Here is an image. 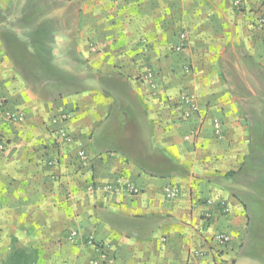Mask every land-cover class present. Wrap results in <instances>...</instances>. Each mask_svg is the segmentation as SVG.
Returning a JSON list of instances; mask_svg holds the SVG:
<instances>
[{
  "label": "crops",
  "instance_id": "0c3cea01",
  "mask_svg": "<svg viewBox=\"0 0 264 264\" xmlns=\"http://www.w3.org/2000/svg\"><path fill=\"white\" fill-rule=\"evenodd\" d=\"M235 1L0 0V89L24 114L0 121V264H91L89 237L108 251L103 264L257 263L264 174L249 173L264 0ZM185 91L200 107L190 118ZM61 127L72 143L58 141ZM118 178L141 192L88 190ZM209 200L230 212L206 223ZM217 232L232 236L220 256L196 255ZM17 250L27 259H10Z\"/></svg>",
  "mask_w": 264,
  "mask_h": 264
},
{
  "label": "built area",
  "instance_id": "2783aa9c",
  "mask_svg": "<svg viewBox=\"0 0 264 264\" xmlns=\"http://www.w3.org/2000/svg\"><path fill=\"white\" fill-rule=\"evenodd\" d=\"M236 4H239V0L235 1ZM259 24H264V14H262L259 18ZM186 41L185 34L180 35V43L177 45V50H181L184 47V43ZM190 68L186 67V72H189ZM143 78L150 84L151 87H155V81H154V72L152 69H147L144 72ZM181 100L183 104L185 105L184 111L182 113V116L185 118H190L193 113L198 112L200 110V107L197 103L196 96L189 91H185L181 93L180 95ZM69 115L67 113H61L59 115V118H56L54 121H57L58 119L65 121L67 120ZM24 120V114L20 111H13L7 107L6 97L2 94L0 89V121L4 122H22ZM213 129L214 133L217 136H222L223 134V123L220 119L215 118L213 120ZM56 137L59 142H64L67 144H70L73 142V137L68 134L65 128H59L56 131ZM188 138V136L186 137ZM7 146V140L4 137L3 133L0 132V153L4 152L6 150ZM78 158L83 166L87 165L88 163V157L84 150L78 151ZM88 190L93 193L97 190H102L106 192H125L130 195H137L141 192V189L137 187L134 183L118 178L115 180L113 184H90L88 186ZM179 188L175 185H169L164 188V195L167 199L173 200L179 196ZM209 206L213 207L212 209L206 211L203 215V220L206 223H210L215 216V212H220L223 214H227L230 212V204L226 200H218L216 202H213L212 200L207 201ZM78 234L77 231H72L70 233V238L76 237ZM232 241V236L225 232H217L214 235H212L204 245L201 247V249L196 250L195 254L204 257L207 253H211L213 256H220L221 250L224 247H227L230 242ZM88 243L94 244L96 248L99 250L98 256L91 260V264H103L108 260V251L106 250L105 246L100 243L97 244L93 237H89L87 240Z\"/></svg>",
  "mask_w": 264,
  "mask_h": 264
},
{
  "label": "rangeland",
  "instance_id": "374dc122",
  "mask_svg": "<svg viewBox=\"0 0 264 264\" xmlns=\"http://www.w3.org/2000/svg\"><path fill=\"white\" fill-rule=\"evenodd\" d=\"M255 94L256 97L253 98ZM252 132L251 153L254 157L253 161H256L258 165L252 168L249 176L258 178L262 173L264 174V88L257 87L255 82L252 83ZM243 190L251 193L252 199V179L248 185H243ZM252 207L254 208L253 205ZM262 228H264V222ZM252 250L256 251V258L259 259L256 260V264H264V232L260 235L256 248Z\"/></svg>",
  "mask_w": 264,
  "mask_h": 264
},
{
  "label": "trees",
  "instance_id": "16d2710c",
  "mask_svg": "<svg viewBox=\"0 0 264 264\" xmlns=\"http://www.w3.org/2000/svg\"><path fill=\"white\" fill-rule=\"evenodd\" d=\"M26 252L25 251H14L11 255H10V259H12L13 257L12 256H15L17 257V259H21V256L25 255ZM25 259H27V256L25 255Z\"/></svg>",
  "mask_w": 264,
  "mask_h": 264
}]
</instances>
